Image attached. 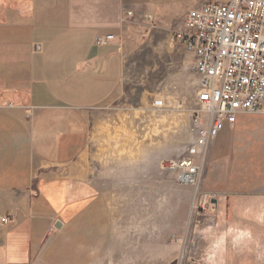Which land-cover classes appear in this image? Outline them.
Instances as JSON below:
<instances>
[{"label": "crops", "instance_id": "obj_1", "mask_svg": "<svg viewBox=\"0 0 264 264\" xmlns=\"http://www.w3.org/2000/svg\"><path fill=\"white\" fill-rule=\"evenodd\" d=\"M194 1L0 0V264H106L117 229L82 165L90 110L119 88L126 21L182 28ZM107 34L115 40L97 45ZM211 144L224 159L260 156L264 115L237 113ZM203 188L225 203L237 193Z\"/></svg>", "mask_w": 264, "mask_h": 264}, {"label": "rangeland", "instance_id": "obj_2", "mask_svg": "<svg viewBox=\"0 0 264 264\" xmlns=\"http://www.w3.org/2000/svg\"><path fill=\"white\" fill-rule=\"evenodd\" d=\"M180 29L149 15L127 20L119 88L89 113L82 165L117 229L106 264H264V151L233 149L235 156L224 159L227 151H211L210 144L194 157L202 162L195 185L162 168L189 156L199 112L201 79L174 38ZM204 184L237 193L225 203Z\"/></svg>", "mask_w": 264, "mask_h": 264}, {"label": "built area", "instance_id": "obj_3", "mask_svg": "<svg viewBox=\"0 0 264 264\" xmlns=\"http://www.w3.org/2000/svg\"><path fill=\"white\" fill-rule=\"evenodd\" d=\"M115 38L107 34L96 43ZM174 38L201 79L199 112L192 116L189 156L163 161L162 168L174 171L179 183L195 185L202 162L194 157L204 155L223 122L233 123L239 112L264 115V0H195Z\"/></svg>", "mask_w": 264, "mask_h": 264}]
</instances>
